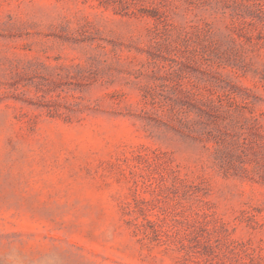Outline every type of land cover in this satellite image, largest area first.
<instances>
[{
    "label": "rangeland",
    "instance_id": "1",
    "mask_svg": "<svg viewBox=\"0 0 264 264\" xmlns=\"http://www.w3.org/2000/svg\"><path fill=\"white\" fill-rule=\"evenodd\" d=\"M0 264H264V0H0Z\"/></svg>",
    "mask_w": 264,
    "mask_h": 264
}]
</instances>
